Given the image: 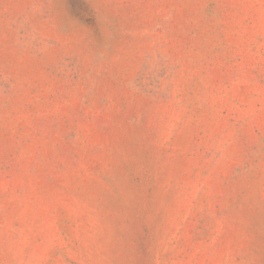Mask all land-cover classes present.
Wrapping results in <instances>:
<instances>
[{"label":"rangeland","instance_id":"374dc122","mask_svg":"<svg viewBox=\"0 0 264 264\" xmlns=\"http://www.w3.org/2000/svg\"><path fill=\"white\" fill-rule=\"evenodd\" d=\"M0 264H264V0H0Z\"/></svg>","mask_w":264,"mask_h":264}]
</instances>
